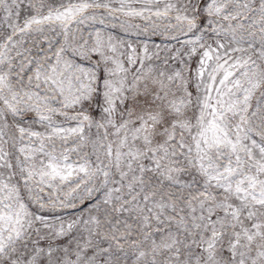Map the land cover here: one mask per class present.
I'll list each match as a JSON object with an SVG mask.
<instances>
[{
    "label": "snow or ice",
    "instance_id": "6c2138e0",
    "mask_svg": "<svg viewBox=\"0 0 264 264\" xmlns=\"http://www.w3.org/2000/svg\"><path fill=\"white\" fill-rule=\"evenodd\" d=\"M0 264H264V0H0Z\"/></svg>",
    "mask_w": 264,
    "mask_h": 264
}]
</instances>
